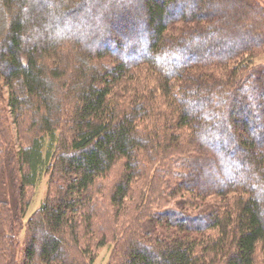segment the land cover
Wrapping results in <instances>:
<instances>
[{
  "label": "trees",
  "instance_id": "1",
  "mask_svg": "<svg viewBox=\"0 0 264 264\" xmlns=\"http://www.w3.org/2000/svg\"><path fill=\"white\" fill-rule=\"evenodd\" d=\"M8 190L0 264H264V4L0 0Z\"/></svg>",
  "mask_w": 264,
  "mask_h": 264
},
{
  "label": "rangeland",
  "instance_id": "2",
  "mask_svg": "<svg viewBox=\"0 0 264 264\" xmlns=\"http://www.w3.org/2000/svg\"><path fill=\"white\" fill-rule=\"evenodd\" d=\"M96 1H99V0H96ZM262 4H264V0H259ZM135 4H138V3H135ZM85 10V9H84ZM87 11V10H86ZM137 11H141L140 13H143V10L142 9H137ZM84 15L88 16V14L86 12H84ZM131 21V20H130ZM121 24V23H120ZM130 26H132V23H129ZM119 25V24H118ZM70 30H73L74 32L80 34L81 31H83L86 27H87V24H86V21L83 20V19H73L70 23L69 26H67ZM66 27V28H67ZM126 30H129L130 27H125ZM68 30V29H66ZM145 29L142 27L141 30L137 32V28L136 27H132V29H130L128 32H134L133 35H135V39H138V40H141L143 38V31ZM143 51V50H142ZM142 53V52H141ZM260 59H263V57L260 55V57L258 56L256 58V61H260ZM1 85H2V93H3V96L5 97V99L7 98V88L3 85V83L1 82ZM9 119V124L11 125L12 127V133H14V127H13V124L11 123L12 119L11 118H8ZM253 135L255 134L254 131L251 132ZM13 140H17V136L15 135L14 133V136H13ZM7 181V180H6ZM6 185L8 186L7 182H6ZM7 188V187H6ZM26 196H27V199H28V206H27V209L25 210V212L22 214V227L20 228L19 232H18V240L20 241V244H22L23 242V236L25 234V230H26V221L27 219L29 218V216L34 212L36 211L39 206L41 205L42 201L44 200L46 194H47V175H42L38 182L36 183L35 186H30V187H27L26 189ZM0 195L2 197H6L10 202H13V198H12V194L11 192L8 190V191H5V193H0ZM24 232V234H23ZM110 249H111V244L107 243L103 246H101L100 248H97L96 249V255H95V258L94 260L92 261L91 264H107L108 263V260H109V254H110Z\"/></svg>",
  "mask_w": 264,
  "mask_h": 264
}]
</instances>
